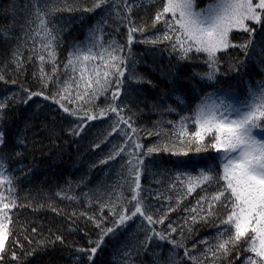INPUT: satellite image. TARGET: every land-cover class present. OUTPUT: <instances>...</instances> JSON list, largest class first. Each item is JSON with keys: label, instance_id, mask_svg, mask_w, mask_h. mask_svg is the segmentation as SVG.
Segmentation results:
<instances>
[{"label": "snow or ice", "instance_id": "6c2138e0", "mask_svg": "<svg viewBox=\"0 0 264 264\" xmlns=\"http://www.w3.org/2000/svg\"><path fill=\"white\" fill-rule=\"evenodd\" d=\"M150 8L154 14L146 18ZM75 13L95 14L96 22L83 42L68 47L61 72L59 53ZM0 15L11 17L0 26L2 43L10 46L5 66L22 74L33 64L39 85L20 84L18 92L0 96V264H36L40 256L57 253L72 264H98L108 239L116 240L113 264H264V0H207L204 6L197 0H25L22 6L9 0L0 6ZM150 30L156 31L146 36ZM135 44L144 45L146 52L138 56ZM157 49L169 59L166 66L154 63L152 71L170 87L149 104L147 97L141 98L144 90L132 85L157 87L136 70L144 62L141 57L155 55ZM195 61L206 68L197 71ZM257 68L261 78L253 83ZM231 73L235 83L221 79ZM182 77L189 83L196 80L199 89L185 90ZM0 83L18 82L0 71ZM101 97L103 106L97 103ZM41 108L52 117L53 127L43 125L50 137L57 135L58 123L61 131L79 137L89 122L99 120L110 123L93 150L117 137L99 163L119 158L120 179L82 193L98 213L67 214L68 233L83 231L84 243L69 240L62 227L49 228L45 236L42 227L33 226L23 229L26 247L11 227L18 208L64 214L51 197L20 199L35 163H23L36 146L35 134L29 139L27 132ZM145 109L158 117L151 127L137 124ZM172 114L179 119H166ZM12 125L17 131L10 137ZM150 137L157 139L145 145ZM142 178L166 185L176 193L174 202L172 195L146 190ZM193 193L198 199L184 205ZM55 196L80 200L72 194L71 181ZM150 198L167 206L153 205ZM177 212L185 213L181 224L171 218ZM78 218L91 225L94 237L76 226ZM136 220V231L124 233L128 222ZM196 225L216 231L189 247ZM145 255L151 259L146 261ZM48 264H58V258Z\"/></svg>", "mask_w": 264, "mask_h": 264}, {"label": "trees", "instance_id": "16d2710c", "mask_svg": "<svg viewBox=\"0 0 264 264\" xmlns=\"http://www.w3.org/2000/svg\"><path fill=\"white\" fill-rule=\"evenodd\" d=\"M18 4L22 6L25 3V0H17ZM207 0H197V3L200 6H204ZM9 0H0V6L7 5ZM99 11V10H98ZM155 9L150 8L149 12L146 14V18H150L154 14ZM83 17V18H81ZM21 21L23 19L22 15L19 18ZM11 17H4L0 15V26H6L9 24ZM96 22L95 14H87V13H75L73 16V21L71 27L68 31L64 33V45L60 49L59 60L61 61V72H62V64L66 61L67 50L70 45L73 43H80L85 40V37L88 33V29L91 25ZM160 30H162L161 26H158ZM107 32H111V29H106ZM123 31V30H122ZM156 30H150L146 33V36H151L153 32ZM15 34L19 35V28L15 29ZM118 39H123L122 36L118 35ZM160 47H163L161 45ZM10 46H5L2 43V38H0V71H2L8 79H17V85H4L0 83V96L6 94V92L10 91H19V85L23 84L27 87H31L36 89L39 87L38 82L33 78V72L37 71V67L33 64H28L27 69L22 74L17 73L13 70V66L8 64L5 66L4 61L6 60L7 55L9 54ZM133 51L138 55L146 52V47L141 44H135L133 46ZM142 63L137 65V71L141 74L147 75L149 78L153 79L156 82L157 87L152 88L150 85H135L132 87L142 88L144 91L141 93V98L147 97V101L150 104L155 97H158L161 90H167V87L170 85H166V82L162 81L160 74L158 72L152 71V66L159 65L161 62L164 65H167L168 62V53L164 52L162 55L159 53V49L155 50V55L147 54L141 57ZM38 65V61L36 62ZM196 70L200 71L206 68L205 65L201 63V61H195ZM225 68L227 67V60L224 62ZM48 70H50V66H48ZM243 71V70H242ZM188 75H191V66L188 68ZM235 73L229 74L227 77H221L222 80H231L235 83L233 79ZM259 68L256 69L255 72L252 73L253 83L260 79ZM181 86L184 87L185 90H190L192 87H196L199 89L200 85L196 82V80H192L191 83L182 77L180 81ZM191 98L190 96L188 97ZM35 100H40V98H34ZM47 103V102H45ZM98 104L103 106L105 100L101 97L98 101ZM143 106V105H141ZM24 106H21V110H23ZM33 111L35 112V107H33ZM158 117L155 114L149 113L148 109H145L144 115L141 116L137 120V124L140 126L147 125L151 127L152 123ZM179 119L178 116L172 114L166 119ZM110 120H99V121H91L88 123V126L85 128L84 132L81 133L79 137H71L67 135L65 131H61L60 124H56L57 135L49 136L47 129L43 127V125L47 124L49 128L53 127L52 125V117L48 112H45L43 108L39 111V113L33 118L34 127L27 132V136L29 139L33 137L35 134L36 137V146L34 151H29L25 154L23 159V163L28 165L35 161L33 165V175L30 180H24L22 183V192L20 193V199L23 201L26 196H33L40 200H46L51 197L55 202L56 206L64 210V214L57 216L55 213L51 212L48 209H44L38 212H33L31 208H18L13 210V225L11 226L15 232V235L18 236L21 242L25 243L27 247V242L24 241L25 232L24 228L30 229L33 226L42 227L44 230V235H48V229L51 228L53 231L58 230L59 228L64 229V234L69 240H77L81 243L85 241L82 240L83 231H77L68 233L67 229L70 224V220L68 218V213L75 210L77 212L86 211L89 213L99 211L97 205H93L92 208L87 206V202L83 199L82 193L89 192L94 193L97 189L102 186H111L116 184L120 179L118 173L120 171V163L119 158L116 161H109L108 164H100L99 161L101 158L107 155V153L111 150V143L117 140L116 135L114 134L111 137H108V141L106 143H102L101 147L93 150V143L99 142L100 139L106 135V129L108 128V124ZM19 127H23V125H19ZM9 136H13V134L17 131L16 125H12L7 129ZM122 139V138H120ZM156 137L145 138L143 143L145 145H149L151 142L155 141ZM201 156H207L209 154H200ZM210 155H217L216 153H211ZM19 163V161H17ZM19 175V173H17ZM83 180V183H81ZM72 183V194L80 197L79 202L73 200H62L59 197L55 196L56 191L59 189H67L68 182ZM143 187L148 190H159L164 192L165 195H172L173 202L175 200V192L167 189V186H161L158 184L152 183L151 178H142ZM210 191V190H209ZM197 192L200 195H203V192H200L198 189ZM126 195H130V193L125 192ZM98 195V193H97ZM198 199L196 193H193L189 196L185 201L184 205L194 204ZM149 202L153 205L164 204L167 206V202L164 200L156 201L154 199H149ZM185 213L177 212L172 213L171 218L176 220L177 224L183 223L181 217H183ZM18 217V220H17ZM139 223L136 221H129V227L124 229V233H131L136 231V224ZM76 226L81 230H88L91 235H95V230L92 229L90 224H85L83 218H78L76 221ZM120 232V230H117ZM215 229L209 225H196L195 235L190 237L187 241L189 247L192 246L193 243L199 241L203 238L209 237L211 234L215 233ZM124 233H121L123 236ZM34 239L40 238L38 235H34ZM142 238V234H141ZM119 239V238H118ZM12 237H10L9 243L11 242ZM116 245V240L108 239L106 240V247L102 253H98V264H113V251ZM170 247V246H168ZM200 247H203L202 245ZM199 251V249H197ZM67 252V250H65ZM182 255V250H181ZM50 258L57 259L58 264H72L71 259L67 257V255L60 256L58 253L54 254L52 257L49 256H40L36 260V264H48V260ZM146 261L151 258L147 255L143 257ZM139 259V257L137 258Z\"/></svg>", "mask_w": 264, "mask_h": 264}]
</instances>
